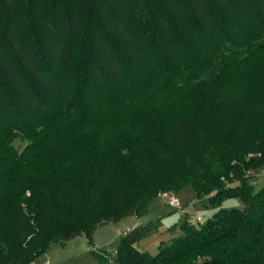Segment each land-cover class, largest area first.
<instances>
[{
  "label": "trees",
  "instance_id": "1",
  "mask_svg": "<svg viewBox=\"0 0 264 264\" xmlns=\"http://www.w3.org/2000/svg\"><path fill=\"white\" fill-rule=\"evenodd\" d=\"M256 25L264 0H0V264H30L188 183L243 207L185 219L155 254L136 245L154 224L132 227L114 257L92 250L94 264H264ZM120 103L145 114L127 125L133 141L112 119L82 134Z\"/></svg>",
  "mask_w": 264,
  "mask_h": 264
},
{
  "label": "rangeland",
  "instance_id": "2",
  "mask_svg": "<svg viewBox=\"0 0 264 264\" xmlns=\"http://www.w3.org/2000/svg\"><path fill=\"white\" fill-rule=\"evenodd\" d=\"M255 26V24H254ZM260 29L261 42H264V26ZM79 47V42L75 44ZM257 49L255 48V51ZM259 51H264V45L260 46ZM249 51L243 46L240 49L241 53ZM255 53V52H254ZM77 57L70 60V66L75 65ZM253 63L250 69L253 67ZM257 70L259 67L256 68ZM256 69H252L254 72ZM76 75H71L66 86V94L72 95L73 89L71 84L74 83ZM143 97L151 98L149 94L142 93ZM110 107L102 117L97 119L92 126V129H87L86 126H80L81 132L91 140H95L97 131L104 125L105 121L112 119L116 126H119L116 131L117 135L123 136L126 140H134V135L128 129L127 125L134 123L136 120L145 116L140 115V110L131 107L127 103ZM28 140L23 137H17L14 144L19 150L25 148ZM254 190L259 191L264 184V164L258 169L254 177ZM206 202V204L204 203ZM243 201L237 195L227 196L220 203H210L206 197L198 198L197 192L188 183L176 191H164L154 197L146 211L139 215H127L117 221H112L99 225L93 232L92 236L87 235L77 236L68 242L62 244H52L50 248L43 253L37 255L30 264H94L95 258L92 250H104L113 257L116 255L118 241L122 234L132 227L153 223V229L136 243L139 248H142L152 254L159 251L161 243L171 242L174 236L181 233V223L187 221L194 225H202L207 223L214 214L221 208H242Z\"/></svg>",
  "mask_w": 264,
  "mask_h": 264
},
{
  "label": "built area",
  "instance_id": "3",
  "mask_svg": "<svg viewBox=\"0 0 264 264\" xmlns=\"http://www.w3.org/2000/svg\"><path fill=\"white\" fill-rule=\"evenodd\" d=\"M49 264V263H48Z\"/></svg>",
  "mask_w": 264,
  "mask_h": 264
}]
</instances>
